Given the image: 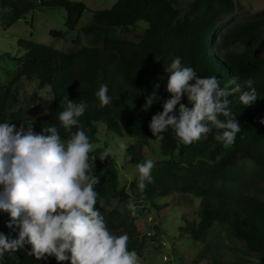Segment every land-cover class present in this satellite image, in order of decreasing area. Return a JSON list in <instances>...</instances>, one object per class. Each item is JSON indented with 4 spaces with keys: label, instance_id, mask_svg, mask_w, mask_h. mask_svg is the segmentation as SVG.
Returning <instances> with one entry per match:
<instances>
[{
    "label": "trees",
    "instance_id": "16d2710c",
    "mask_svg": "<svg viewBox=\"0 0 264 264\" xmlns=\"http://www.w3.org/2000/svg\"><path fill=\"white\" fill-rule=\"evenodd\" d=\"M38 7L62 8L66 13L65 27L72 32L86 11L83 3L68 0H40L38 4L34 0H0L2 28L8 30ZM244 7L249 5L243 6L240 0H195L181 12L177 0H116L110 9L92 12L90 23L80 30L100 47H79L61 53L43 45L19 41L17 46L22 54L15 59L16 78L8 86L0 87V123L10 122L17 129L31 126L36 133L54 125L61 139L67 140L71 133L59 121L67 97L77 104L86 103L79 122L93 145L98 125L117 136L126 134L136 139L133 149L137 151L130 159L131 164L141 159V147L147 146L150 139L157 140L160 155L169 159L163 168L152 170L154 182L147 183L143 192L138 189V178L128 187H120L113 162L104 168L98 162L99 149L90 153V159L95 157L94 174L100 181L96 186L97 203L100 199L112 198L129 210L128 201L134 197L136 206L146 204L158 210L155 200L172 193L198 197L201 206L196 219L187 222L180 231L200 241L215 224H226L247 251L258 257L257 264H264V201L225 185L237 181L234 168L242 159L252 162L264 180V123H261L264 120V18L236 25L219 44L212 42L217 20L223 14L237 13ZM141 22L147 26L138 40L113 33L133 30ZM49 35L62 38L61 32L50 31ZM238 43L260 44L262 54L251 49L236 51L233 46ZM72 44L77 46V40ZM176 57H180L185 66L194 68L200 77H217L222 88L234 86L230 85L233 78L242 91L247 90L246 80L255 81L253 86L258 99L254 104L243 105L239 101L240 93L228 97L229 109L241 126L230 147L216 140L215 136L222 130L215 128L206 139L191 145L181 143L172 129L162 134L163 140L156 139L150 131L152 116L162 112L164 101L170 98L166 90L170 74L166 69ZM21 78L36 83L38 89L50 90L52 104L46 115L27 119L23 108L12 110L11 101L16 93H11V87ZM101 84L108 86V95L112 98L109 106L101 107L95 95ZM149 96L154 101L144 111ZM181 103L191 107L186 95ZM178 108L179 105L177 113ZM77 130L78 127H73L72 133ZM216 181H221L222 185L215 187ZM119 214L111 211L103 215L110 231ZM9 222L8 213L0 215V233L10 239L18 238L19 229L15 226L9 229ZM128 236L129 251L140 253L145 236L139 233ZM31 247L25 244L16 253H5L0 257V264H58L54 256L37 260L29 255ZM202 260H209L208 264H253L224 260L215 245L208 246L194 263ZM60 264H70V260Z\"/></svg>",
    "mask_w": 264,
    "mask_h": 264
},
{
    "label": "clouds",
    "instance_id": "9594fccd",
    "mask_svg": "<svg viewBox=\"0 0 264 264\" xmlns=\"http://www.w3.org/2000/svg\"><path fill=\"white\" fill-rule=\"evenodd\" d=\"M166 72L170 74L166 88L170 98L149 125L156 139L163 140L162 134L172 129L181 143L191 145L206 139L215 128L222 130L215 136L217 141L226 148L233 145L241 126L229 109L228 97L240 93L243 105L254 104L258 99L255 81L246 80L244 91L235 78L230 81L234 86L222 88L217 77L198 76L180 57L172 60ZM95 95L101 107L112 103L106 84H101ZM185 95L191 107L181 103ZM153 101L152 96L146 98L144 111ZM86 107V103L77 104L66 97L59 121L71 133L67 140L61 139L54 125L36 133L31 126L17 129L10 122L0 123V211L9 214V229H19L15 239L0 233V257L30 244L29 255L37 260L54 256L58 264L68 260L70 264H141L137 252L128 249V234H113L95 208L100 181L89 163L94 146L79 122ZM73 127H78L75 133ZM126 148L125 143H119L121 152ZM112 154L109 147L99 158L103 161ZM155 163L149 158L136 165L141 192L154 182ZM134 199L127 204L133 216L137 215Z\"/></svg>",
    "mask_w": 264,
    "mask_h": 264
},
{
    "label": "rangeland",
    "instance_id": "374dc122",
    "mask_svg": "<svg viewBox=\"0 0 264 264\" xmlns=\"http://www.w3.org/2000/svg\"><path fill=\"white\" fill-rule=\"evenodd\" d=\"M37 4L39 0H36ZM44 2L50 0H42ZM81 2L85 5L86 11L80 18L75 31H69L65 27L66 13L62 8L38 7L33 12L25 15L17 21L11 28L4 30L0 24V87L8 86L17 74L15 59L20 57L22 52L18 48L19 41L31 42L43 45L55 51L66 53L79 47L98 46L92 37L83 35L80 30L91 21V14L94 11L110 9L116 0H68ZM179 10L185 11L195 0H177ZM243 6L237 13L223 14L216 22L215 32L212 35V42L217 45L223 39L228 30L236 25L251 22L256 19L264 18V0H240ZM1 16V11H0ZM146 24L141 22L138 27L127 32L116 30L114 35L124 36L138 40L140 34L146 28ZM50 31L62 33V38H54L49 35ZM77 40L78 45L72 42ZM236 51L251 49L257 54H262L260 44L238 43L233 46ZM11 93H16L11 101L12 110L24 109L25 117H41L46 115L51 108L52 95L49 89H38L37 84L29 82L24 78L18 79L11 87ZM96 143L93 151L97 148L100 151L99 157L103 152L111 147L113 154L106 157L103 161L98 157V162L104 167L113 166L117 170L120 187L128 185L138 178L137 164L143 163L146 159H153L155 167L153 170L163 168L168 157H162L159 151V142L150 139L147 146L141 147V159L137 164H131L130 159L135 155V138L126 134L117 136L105 130L104 126L98 125ZM127 145L126 150L121 152L119 143ZM95 160L89 161L94 165ZM234 170L237 172L235 184L225 183L227 187L237 189L239 192L256 196L264 201V180L252 162L247 159L238 161ZM215 187L222 185L221 181L213 183ZM155 209L149 205L141 204L136 206L137 215L133 216L130 210L125 208V204L116 199H100L96 209L103 215L111 211L120 213L117 216L115 227L111 232L117 236L127 233L128 235L142 234L145 236L144 246L140 253L141 264H208L209 260H202L194 263V260L207 249L208 246L215 245L220 254L224 255V260L252 262L257 264L258 257L249 253L242 241L236 239L228 229L226 224H215L211 231L203 240L194 241L188 235L180 231L187 222L196 219L201 206V200L187 194L172 193L171 195L155 200ZM0 211V215H6ZM206 258V257H205Z\"/></svg>",
    "mask_w": 264,
    "mask_h": 264
},
{
    "label": "built area",
    "instance_id": "2783aa9c",
    "mask_svg": "<svg viewBox=\"0 0 264 264\" xmlns=\"http://www.w3.org/2000/svg\"><path fill=\"white\" fill-rule=\"evenodd\" d=\"M34 1L37 2L36 0H34ZM39 1H40V0H39ZM39 1H38V2H39Z\"/></svg>",
    "mask_w": 264,
    "mask_h": 264
}]
</instances>
